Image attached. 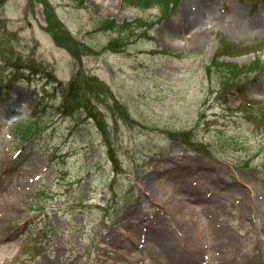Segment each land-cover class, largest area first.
I'll return each mask as SVG.
<instances>
[{"label": "rangeland", "instance_id": "1", "mask_svg": "<svg viewBox=\"0 0 264 264\" xmlns=\"http://www.w3.org/2000/svg\"><path fill=\"white\" fill-rule=\"evenodd\" d=\"M190 1L0 0V264H264V0Z\"/></svg>", "mask_w": 264, "mask_h": 264}, {"label": "bare ground", "instance_id": "2", "mask_svg": "<svg viewBox=\"0 0 264 264\" xmlns=\"http://www.w3.org/2000/svg\"><path fill=\"white\" fill-rule=\"evenodd\" d=\"M99 1V0H98ZM108 3L103 8L104 11L109 13L111 11L112 0H102V2ZM195 5V9L192 7ZM214 0H191L182 5L179 12L177 13V20L181 21L179 24L178 31L165 34L160 38L161 41L172 40L176 45H195L204 42V35L213 29L214 27L224 26L227 31L226 35L236 36L251 34L257 28L254 22H250L251 27H247L241 22L236 21L241 16V12L238 9L231 10L229 17L223 16L218 13H214ZM183 18V19H182ZM228 20H231L230 22ZM227 24V26L222 24ZM262 81H259V85ZM260 91L263 90L262 86ZM45 264V263H43Z\"/></svg>", "mask_w": 264, "mask_h": 264}, {"label": "trees", "instance_id": "3", "mask_svg": "<svg viewBox=\"0 0 264 264\" xmlns=\"http://www.w3.org/2000/svg\"><path fill=\"white\" fill-rule=\"evenodd\" d=\"M50 26H52V25H50ZM49 32L51 33L50 30H49ZM66 98L68 99V96H66V97L63 96V98H62L60 112L64 113V114L67 113V116H70L72 113H68L69 112L68 109H64ZM40 127H41V125H40L39 121L34 119L33 121H29L24 126L17 127L14 132L16 135H18V137H20L23 140H26L27 143H30L32 141V139L35 137V135L37 133H39V131L41 130ZM178 134L185 136L182 133H178Z\"/></svg>", "mask_w": 264, "mask_h": 264}]
</instances>
